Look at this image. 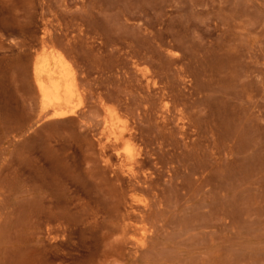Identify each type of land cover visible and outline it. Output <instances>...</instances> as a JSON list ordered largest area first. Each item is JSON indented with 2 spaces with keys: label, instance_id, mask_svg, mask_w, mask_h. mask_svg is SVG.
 <instances>
[{
  "label": "rangeland",
  "instance_id": "rangeland-1",
  "mask_svg": "<svg viewBox=\"0 0 264 264\" xmlns=\"http://www.w3.org/2000/svg\"><path fill=\"white\" fill-rule=\"evenodd\" d=\"M45 50L84 89L68 117ZM0 264H264V0H0Z\"/></svg>",
  "mask_w": 264,
  "mask_h": 264
},
{
  "label": "bare ground",
  "instance_id": "bare-ground-1",
  "mask_svg": "<svg viewBox=\"0 0 264 264\" xmlns=\"http://www.w3.org/2000/svg\"><path fill=\"white\" fill-rule=\"evenodd\" d=\"M36 56L32 65L33 79L42 112L56 118L75 114L73 100L81 98L84 89L73 63L63 52L57 50H45ZM100 105L103 114L100 121L101 145L115 149L120 167L125 166L132 171L138 157L133 148L132 127L125 123L123 114L121 115L116 106H107L104 102ZM103 153L105 154V150ZM142 241L143 237L139 239V242Z\"/></svg>",
  "mask_w": 264,
  "mask_h": 264
}]
</instances>
